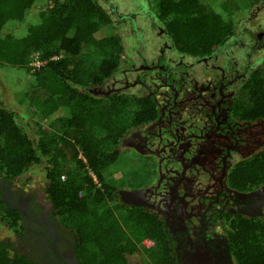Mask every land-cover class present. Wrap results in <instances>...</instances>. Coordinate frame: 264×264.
I'll use <instances>...</instances> for the list:
<instances>
[{"label": "trees", "instance_id": "trees-1", "mask_svg": "<svg viewBox=\"0 0 264 264\" xmlns=\"http://www.w3.org/2000/svg\"><path fill=\"white\" fill-rule=\"evenodd\" d=\"M38 1V23L20 37L2 33L6 24L21 22ZM153 1L178 50L203 55L229 40L237 30L235 16L258 0H222L220 12L203 0ZM87 48L97 55L92 62L82 56ZM123 50L118 25L99 0H0V63L30 70L31 55L39 53L46 62L32 73L24 101L37 114L61 112L64 120L60 134L43 132L33 140L18 126L16 115L0 106V222L12 234L24 231L4 189L40 165L45 196L61 227L74 237L78 264H128L134 254L141 264H176L163 223L148 210L118 201L117 188L104 177L121 154L123 134L156 115L145 97L87 90L106 89ZM54 55L59 58L51 59ZM245 87L253 117L264 114V62ZM232 179L236 187L239 180L245 188L264 184V148L238 164ZM145 238L153 242L150 248L141 244ZM228 238L235 264H264V216L234 218ZM0 264L36 263L14 243L0 240Z\"/></svg>", "mask_w": 264, "mask_h": 264}, {"label": "flooded vegetation", "instance_id": "flooded-vegetation-1", "mask_svg": "<svg viewBox=\"0 0 264 264\" xmlns=\"http://www.w3.org/2000/svg\"><path fill=\"white\" fill-rule=\"evenodd\" d=\"M144 6L147 26H136L133 16L129 23L140 46L127 44V51L123 32L128 30L118 28L124 50L105 90L145 97L156 115L123 134L120 150L138 159L131 168L135 173L125 176L129 185L114 196L163 223L176 264H235L230 223L264 216V184L245 188L239 180L236 187L232 179L238 164L264 148V114L253 117L245 87L264 62V56L252 58L264 50V31L254 43L233 35L210 54L189 55L178 50L157 13ZM113 18L118 25L120 18ZM145 28L146 40L139 32ZM153 33L162 40L156 50ZM125 59L129 64L122 67ZM4 195L24 226L13 233L16 250L36 264H78L74 237L57 221L45 190L30 195L6 188Z\"/></svg>", "mask_w": 264, "mask_h": 264}, {"label": "rangeland", "instance_id": "rangeland-1", "mask_svg": "<svg viewBox=\"0 0 264 264\" xmlns=\"http://www.w3.org/2000/svg\"><path fill=\"white\" fill-rule=\"evenodd\" d=\"M203 1L215 9L216 12L221 11L220 5L222 0ZM99 2L106 9L108 8L109 10H112L114 17L120 18L118 28L122 27L123 30H128L123 32V34L128 36L125 38L126 50L128 51L131 49L127 48V44L128 46L135 45L134 48H137V45L140 46V40L136 34L137 32L134 31L133 27L130 28L129 23L131 24L132 21L130 20L133 16V22L136 24V26H145L149 19L148 16L144 14L147 10H143L140 7H145L144 4L147 3V9L152 14L156 12V5L154 1L99 0ZM41 5L42 3L38 1V3L27 12L21 22L6 24L2 30V33H11L15 37L23 36L30 24H36L39 22V9ZM235 18H238L236 19L238 20V26L234 34L235 38H239L241 41L246 43H254V37H256L257 33L264 31V0H258L255 4H250L241 8L240 15H236ZM122 19L125 21H122ZM139 32L143 34V38L145 39L149 33V30L148 28H145V30L141 29ZM154 39L156 50L160 46L162 40L160 41L155 34ZM151 47L152 46H150V49ZM82 53V56L90 62L97 58L96 53L91 48L84 49ZM259 56H264V50H258L252 58L254 59ZM132 57L134 58L133 54L131 56H127V59H132ZM128 64L129 61L125 59L121 66L127 67ZM35 70L31 71V69L29 70L25 67H16L0 63V106L10 110L14 115H16V122L18 126L25 134L28 135V137L31 139L33 138V140L38 139V136H40V134L43 132L60 134L61 128L64 126V120L60 117L61 112L43 116L40 113L37 114L33 110H30L26 106V101H24V93L30 88V84L32 82V73ZM114 87H120V83H116ZM122 151L120 152L121 154H119L114 164L109 166L104 173L107 183L120 190H124V188L129 185V182L125 180V176L135 173V171L131 168L136 166L135 163H137L138 159L135 153H127V150L124 149ZM41 171L42 169L40 165L29 168V170L25 172L20 179L13 180L11 186L7 187V193L20 192L30 195L40 193L41 189L44 190L45 183ZM29 175L30 177L27 178ZM93 177L96 181V177ZM0 224V240L6 241L10 245L14 243L16 247V242L14 241L15 238L13 234L10 233L12 231L9 232L8 228L3 223L0 222ZM128 264H141L140 257L136 254L129 256Z\"/></svg>", "mask_w": 264, "mask_h": 264}, {"label": "built area", "instance_id": "built-area-1", "mask_svg": "<svg viewBox=\"0 0 264 264\" xmlns=\"http://www.w3.org/2000/svg\"><path fill=\"white\" fill-rule=\"evenodd\" d=\"M44 62L39 60V54L38 53H33L31 55V62H30V66H31V70L33 71L34 69L38 68L39 66H41ZM92 175V173H90ZM93 176V175H92ZM62 179H64V176H62ZM141 244L148 248L152 245V241L148 238H145L142 240Z\"/></svg>", "mask_w": 264, "mask_h": 264}, {"label": "water", "instance_id": "water-1", "mask_svg": "<svg viewBox=\"0 0 264 264\" xmlns=\"http://www.w3.org/2000/svg\"><path fill=\"white\" fill-rule=\"evenodd\" d=\"M89 92H92V93H94V94H109L110 93V91H108V90H103V89H98V90H96V89H87ZM124 193H127V194H129V193H131V192H124Z\"/></svg>", "mask_w": 264, "mask_h": 264}, {"label": "clouds", "instance_id": "clouds-1", "mask_svg": "<svg viewBox=\"0 0 264 264\" xmlns=\"http://www.w3.org/2000/svg\"><path fill=\"white\" fill-rule=\"evenodd\" d=\"M38 54H39V53H38ZM58 58H59V56H57V55H54V56L51 57V59H58ZM39 60L42 61V62H44L41 66H43V65L45 64V62H46V61H43V60L40 58V56H39ZM41 66H39L38 68H40ZM29 68L32 69L31 66H30V63H29ZM38 68H36V69H38ZM34 70H35V69H34ZM31 71H32V70H31ZM93 178H94V177H93ZM150 247H151V246H150ZM150 247H148V248H150Z\"/></svg>", "mask_w": 264, "mask_h": 264}]
</instances>
